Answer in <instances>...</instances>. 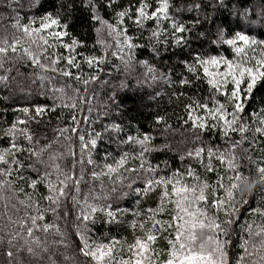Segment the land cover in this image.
Segmentation results:
<instances>
[{
  "label": "snow or ice",
  "instance_id": "6c2138e0",
  "mask_svg": "<svg viewBox=\"0 0 264 264\" xmlns=\"http://www.w3.org/2000/svg\"><path fill=\"white\" fill-rule=\"evenodd\" d=\"M3 6V264H264V0Z\"/></svg>",
  "mask_w": 264,
  "mask_h": 264
},
{
  "label": "trees",
  "instance_id": "16d2710c",
  "mask_svg": "<svg viewBox=\"0 0 264 264\" xmlns=\"http://www.w3.org/2000/svg\"><path fill=\"white\" fill-rule=\"evenodd\" d=\"M42 2H43V5L44 6H43V8H40L39 9V13H37L36 12V9H32L31 11H29V8L27 7L28 0H23V3H24L25 6H24L23 9L20 10L21 11V15H23L25 12H28L29 15H32V14H42L45 10H52V7L56 3V0H42ZM3 5H4V0H0V14L7 15V10L4 8ZM77 31H82V30L79 27H77ZM22 71H23V69H22ZM101 92H102V90H101ZM127 103L128 104H132V100H128ZM162 103L166 105L167 104L166 99ZM144 111L147 112L148 109H145ZM140 119L143 120L144 118L143 117H140ZM48 133H49V135H51V130L50 129H48ZM178 139H179V137H177V141H178ZM175 142L176 141H174V143ZM246 217H247V213H245L243 216H241L240 217L241 222H243ZM61 226H63V222H61ZM4 260H5V257H3L2 254H0V264H3V261Z\"/></svg>",
  "mask_w": 264,
  "mask_h": 264
},
{
  "label": "rangeland",
  "instance_id": "374dc122",
  "mask_svg": "<svg viewBox=\"0 0 264 264\" xmlns=\"http://www.w3.org/2000/svg\"><path fill=\"white\" fill-rule=\"evenodd\" d=\"M160 246H161V247H163V246H164V243H163V241H161V243H160Z\"/></svg>",
  "mask_w": 264,
  "mask_h": 264
}]
</instances>
